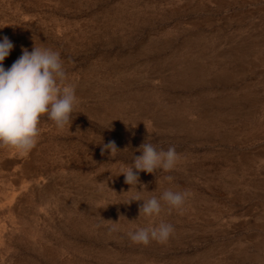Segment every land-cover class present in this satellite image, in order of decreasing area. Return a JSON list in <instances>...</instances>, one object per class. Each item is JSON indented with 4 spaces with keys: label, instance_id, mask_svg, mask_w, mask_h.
<instances>
[{
    "label": "rangeland",
    "instance_id": "rangeland-1",
    "mask_svg": "<svg viewBox=\"0 0 264 264\" xmlns=\"http://www.w3.org/2000/svg\"><path fill=\"white\" fill-rule=\"evenodd\" d=\"M4 36L6 69L60 52L79 103L30 152L0 149V264H264V0H0ZM147 139L180 159L131 189ZM165 190L191 193L182 214L127 204ZM161 222L165 244L127 235Z\"/></svg>",
    "mask_w": 264,
    "mask_h": 264
},
{
    "label": "clouds",
    "instance_id": "clouds-1",
    "mask_svg": "<svg viewBox=\"0 0 264 264\" xmlns=\"http://www.w3.org/2000/svg\"><path fill=\"white\" fill-rule=\"evenodd\" d=\"M13 48L14 44L7 36L0 40V149L25 154L38 142V125L42 117L52 121L57 130L71 128L72 113L79 101L75 88L66 83L67 74L60 52L36 44L31 51L22 48V55L6 69L4 61ZM99 145L101 155L110 150L112 157L121 151L115 141ZM137 151L142 155L135 156L132 166L122 168L119 174L125 176L124 182L131 189L140 183V172L154 174L158 169L170 172L180 159L174 147L157 151L148 139ZM167 179L171 181L172 177ZM190 195L189 191L165 190L159 197L147 199L137 194L127 204L143 201L139 207V218L159 216L165 205L169 212L175 209L182 214ZM174 230L172 224L161 222L154 227L130 231L127 235L133 244L147 246L152 241L167 243Z\"/></svg>",
    "mask_w": 264,
    "mask_h": 264
}]
</instances>
